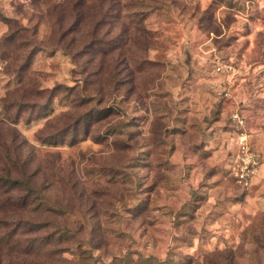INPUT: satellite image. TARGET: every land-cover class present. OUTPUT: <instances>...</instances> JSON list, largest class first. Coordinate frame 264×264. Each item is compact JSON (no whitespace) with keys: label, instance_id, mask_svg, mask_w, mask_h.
Segmentation results:
<instances>
[{"label":"rangeland","instance_id":"1","mask_svg":"<svg viewBox=\"0 0 264 264\" xmlns=\"http://www.w3.org/2000/svg\"><path fill=\"white\" fill-rule=\"evenodd\" d=\"M117 3L104 24L123 43L118 65L94 76L91 56L57 43L63 0H0V16L35 28L41 48L21 79L0 60V135L24 142L70 228L41 253L64 250L71 264H264V0ZM7 31L0 21V39ZM69 88L104 100V121L75 135L83 112ZM37 90H56L45 112L1 125L9 106L12 116L15 103L41 101ZM234 112L262 163L247 189L230 172Z\"/></svg>","mask_w":264,"mask_h":264},{"label":"trees","instance_id":"2","mask_svg":"<svg viewBox=\"0 0 264 264\" xmlns=\"http://www.w3.org/2000/svg\"><path fill=\"white\" fill-rule=\"evenodd\" d=\"M117 1L97 0L93 5L89 0H63L69 17L64 20L65 24L61 22L57 30V43L62 45L59 48L74 58L91 56L88 65L94 76L109 72L113 64L115 69L118 65L115 55L121 52L123 43L121 38H115L116 27L111 23L104 24L106 17H110L108 12L118 14ZM87 19L91 26L83 32ZM0 21L8 27L7 33L0 39V60L4 63L6 74L21 79V74L29 70L33 57L41 49L35 39L37 32L35 28L24 26L18 19L0 16ZM99 57L101 62L96 64ZM56 90H37L35 97L41 101L34 104L23 101L15 103L17 109L12 116L9 106L6 108L7 124L4 122L1 125L12 126L11 130L14 131V126L25 115L45 112L44 107L54 98ZM66 90L70 94L74 92V88ZM73 95L76 97V107L83 112L75 120V135L77 131L86 133L90 120L100 123L107 117L102 107L104 100L86 96L82 91ZM67 136L65 132L61 138ZM61 141L63 144L66 139ZM23 146L24 142H19L14 133L7 140L0 135V264H71L60 258V254L66 252L64 250L61 253L51 250L49 257L41 253V246H46L42 249L47 250L55 233L63 237L64 233H70V228L64 221L63 224L59 223L54 216L60 212H54L47 205L46 179L42 176L40 165H34L23 154ZM44 215L46 218L42 219Z\"/></svg>","mask_w":264,"mask_h":264},{"label":"built area","instance_id":"3","mask_svg":"<svg viewBox=\"0 0 264 264\" xmlns=\"http://www.w3.org/2000/svg\"><path fill=\"white\" fill-rule=\"evenodd\" d=\"M216 71L231 75L235 73V68L229 63H218ZM228 97V93H225ZM232 124L235 127L237 138V150L233 155L230 171L237 184L242 188H249L261 168L259 154L253 150L249 144L248 133L246 131V120L239 112L231 115Z\"/></svg>","mask_w":264,"mask_h":264}]
</instances>
